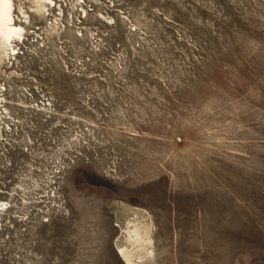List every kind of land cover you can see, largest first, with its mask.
Here are the masks:
<instances>
[{
    "label": "rangeland",
    "instance_id": "rangeland-1",
    "mask_svg": "<svg viewBox=\"0 0 264 264\" xmlns=\"http://www.w3.org/2000/svg\"><path fill=\"white\" fill-rule=\"evenodd\" d=\"M55 1L0 63V264H122L135 214L138 264H264V0Z\"/></svg>",
    "mask_w": 264,
    "mask_h": 264
},
{
    "label": "bare ground",
    "instance_id": "bare-ground-1",
    "mask_svg": "<svg viewBox=\"0 0 264 264\" xmlns=\"http://www.w3.org/2000/svg\"><path fill=\"white\" fill-rule=\"evenodd\" d=\"M83 2L84 0H79ZM33 12L47 11L48 6L56 4L55 0H32ZM15 0H0V63L17 53V41L23 40L26 34L25 23L29 15L21 5L15 7ZM84 13L85 10L82 9ZM21 15L24 20L19 19ZM1 90V88H0ZM127 220L120 240L116 241L115 254L122 264L142 263L153 254L152 228L149 215L137 216Z\"/></svg>",
    "mask_w": 264,
    "mask_h": 264
},
{
    "label": "built area",
    "instance_id": "built-area-1",
    "mask_svg": "<svg viewBox=\"0 0 264 264\" xmlns=\"http://www.w3.org/2000/svg\"><path fill=\"white\" fill-rule=\"evenodd\" d=\"M19 49H20L19 46H17V47H16V51H18ZM20 53H21V51H20ZM17 54H19V51H18V53H15V56H16ZM11 60H15V58L13 59V57H12ZM2 85H3V84H2ZM3 86H4V85H3ZM3 86H2V89H1L2 92L5 91V88H4ZM1 90H0V93H1ZM3 102H4V101H3ZM2 107H3V106H2ZM4 111H5V110L2 108L1 111H0V113H1V114H2V113H5Z\"/></svg>",
    "mask_w": 264,
    "mask_h": 264
}]
</instances>
